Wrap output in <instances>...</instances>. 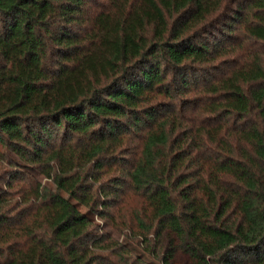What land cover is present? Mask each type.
Segmentation results:
<instances>
[{
    "label": "trees",
    "instance_id": "1",
    "mask_svg": "<svg viewBox=\"0 0 264 264\" xmlns=\"http://www.w3.org/2000/svg\"><path fill=\"white\" fill-rule=\"evenodd\" d=\"M137 247L264 264V0H0V264Z\"/></svg>",
    "mask_w": 264,
    "mask_h": 264
},
{
    "label": "rangeland",
    "instance_id": "2",
    "mask_svg": "<svg viewBox=\"0 0 264 264\" xmlns=\"http://www.w3.org/2000/svg\"><path fill=\"white\" fill-rule=\"evenodd\" d=\"M83 210H86L85 208H83ZM102 225H104V228L107 229L108 231H111L113 233V235L117 238H120L121 240H124L126 242H128L129 244L132 245V247H134L133 243H131V241H129L126 237H124L122 234L117 233L116 231H114V229L108 225L107 223H105V221H102ZM174 238H177V235L171 233L169 234ZM137 250L143 254H145L148 259H150L152 262H155L156 264H161L159 261H157L154 257H150L148 254L144 253L142 249L137 247ZM192 263V257L189 254H184V253H177L175 256H173L171 259H169V261L166 264H191Z\"/></svg>",
    "mask_w": 264,
    "mask_h": 264
}]
</instances>
